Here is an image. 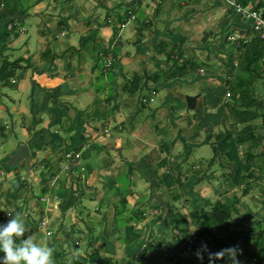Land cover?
<instances>
[{
  "label": "crops",
  "instance_id": "0c3cea01",
  "mask_svg": "<svg viewBox=\"0 0 264 264\" xmlns=\"http://www.w3.org/2000/svg\"><path fill=\"white\" fill-rule=\"evenodd\" d=\"M67 1L70 3L74 0ZM98 1L96 0V3L93 2L90 8L86 4L76 5L73 9L68 5L69 7H64L65 10H63V12L66 10L68 12H64V16L61 19L48 22L49 24L55 22V30L51 31V29H54L53 24H50L48 34L44 33V27L43 31L38 30L36 41L40 46V50L43 48L40 58H37L35 54L32 56L26 54L27 56L20 57L23 61L20 64L18 63V67L15 69V76L10 80L11 87L16 86L18 92H24L27 88L31 90L32 108L30 115L32 118L30 124L24 125L23 129L25 137L27 136L26 140L29 147L38 149L42 153L39 154L38 159L36 157L33 158L34 164L30 178L38 183L41 182L42 186H44L37 199L44 214H51L53 227L49 225L50 218L46 215L40 221L48 220L47 226L45 228L40 227V221L37 222L33 217L35 212L26 207L27 200L19 198V191H16V183H13L12 190L3 193L4 201L6 194L7 196L12 194V197L16 198L15 202L11 201V204L6 205L5 208L17 211L19 216L24 219L26 228V232L23 234L24 237L25 234L38 232V236L33 239L39 238L43 243L47 230H53L54 232L57 227L64 229L66 226H72V230H68L69 227L65 229L66 238H61V243L58 236L53 234L49 245L53 248L54 256L58 258L56 264H63L62 255L64 254L63 250L66 248L65 243L70 242V245L74 246L72 244L74 243L72 242L73 238L77 240L78 236H80L79 233H83L79 222L86 226L87 232H85V236H87L99 220L104 218L109 220L111 218L106 223L104 235L91 234L98 240H100V237L105 238L112 223L116 222L115 231L118 230L120 233H117L118 236L115 240L117 239L122 243L121 238L129 221L119 212V205L124 206L125 211H131V213L135 211L137 214L139 210H145L146 206L156 209L162 207L161 204L156 206L154 203L157 201V198L155 199L154 197L155 189L164 186L161 183L162 177L158 175L159 169L162 168L161 166L168 164V160L165 158L167 156L162 157L160 152L161 146L162 148L166 147V150H168L165 144L161 145L162 141L158 135L157 129L160 122L155 125H148L143 120H137L136 117H132L133 114L127 113L125 108L115 105V102H119L117 97L113 103L114 98L111 97V91L115 90V96H118L117 92L119 90L116 89V86L119 81L117 80L118 77H115L116 75L111 74L104 68V63L111 59V67L114 65L118 72L117 75L120 69H124L119 64L141 69L140 72H133L131 81H127L122 87L124 91H127V87L138 76L140 77V82L144 81L142 85L140 84L138 92L141 91L143 86H148L156 94L158 91L154 86L158 83L153 79L154 73L149 74V71L152 70V67H156L159 69L158 72L156 71L157 73L164 72L165 68L167 70L173 64L175 58H178V60L182 61L179 63L187 67V70H181L178 73L182 77L188 74V76L192 77L195 74L193 77L203 83V86L200 87V93L187 95L180 92L179 85L176 87L177 82L175 80L163 81L159 86L163 90L165 88L168 90V104L175 103L177 106L175 110L186 106L185 96H198L195 104L190 109L196 114L204 111V115H206L215 113L217 109L213 108L214 111H209L210 107L205 104V88L207 86L215 88L221 84L224 85L227 78L228 80L233 79L234 77L228 75V71H226L228 66L232 70L235 68L233 72H237L236 68L240 55L239 41H228L226 36L231 34L229 32H232V34H239L249 41L257 35L259 36L252 28V21L235 13L228 6L226 0H108L104 2L106 5L103 7L101 6L102 2L97 3ZM237 1L243 6H253L264 17V0ZM258 5H261V8H256ZM1 6L2 2H0ZM184 6L188 9L185 12L182 11ZM126 7L141 10L140 16L136 15V13L128 14L127 20H129L130 16L135 18L131 19L136 22L132 26V33L137 35V40L133 42V48L126 46L129 49L127 53L122 48L125 44L120 42L115 31L117 25L126 21L122 17L124 13H121L128 10ZM102 9H105L106 12L105 10L101 11ZM103 12L105 17L108 18L107 22L109 24L105 23L100 16V14H104ZM199 15L205 16L206 31H200V25L193 24V20ZM7 16L9 17L8 13L5 15L0 11V47L5 46V48L7 39L14 37L19 32L17 26L11 28L14 25L10 22L14 19L9 20ZM20 16L24 18L23 12L22 15H19V18H21V24H24L23 18ZM114 24L116 26L111 27ZM212 26L218 27L219 30L221 28L227 30L228 33L224 41L232 44L231 49H225L224 46L221 49H217L214 45L217 43L216 35H210V32H212L210 27ZM62 34L64 35L62 36ZM72 34L80 36L78 44H74ZM22 38L24 39V36ZM129 38H132V36L129 35L125 39ZM59 42L63 43L60 44ZM198 42L200 44H197ZM185 43L188 45H185ZM27 50L28 48L25 52ZM197 53L200 54V58ZM3 55L5 54L0 49V56L3 57ZM212 55L213 57H211ZM187 57L190 58V61L193 60L197 68L194 69L192 65L190 66L187 62ZM217 57L220 59L219 64L222 67L220 74H217L216 66L212 61L217 59ZM4 59L2 58L1 60L4 61ZM7 59L12 61L9 58ZM183 60L186 63H183ZM221 73H224V76ZM124 76L126 77L127 75ZM177 77L179 78L180 76L177 75ZM150 80L155 83L151 85ZM255 87L258 98L264 100V79L259 80ZM228 92L223 98L225 102H229L230 95L229 97L227 96ZM130 97V103L125 101V103L121 102V104L136 106L138 103L135 96L132 94ZM100 98L101 100L98 103ZM113 104L114 107L110 108ZM142 105H145V103ZM142 105L141 107H143ZM225 112H228V110ZM175 114L176 112L172 109L170 113H166V116L175 119L173 118ZM112 121L117 122L115 128L118 134L114 136L113 142L110 140L109 131ZM142 125L146 127L143 128ZM225 125L230 127L229 131L232 133H236L242 127V125L231 124V120H223L220 126L206 129L209 130L206 137L214 134L210 135L214 128L219 129ZM153 127L155 128L153 129ZM219 131L221 134H231V132L222 133V130ZM201 145H203L202 142L190 143L188 152L192 153L193 150L191 149L193 147L196 148ZM211 145V148H214V153L210 163L218 161L234 174L236 168L234 169V167L225 164L226 162L221 157L223 153H217L218 144L214 145L212 143ZM246 145L248 146V144ZM240 148L242 149L243 147ZM103 149L108 154L99 156V152ZM111 149L117 153L110 155L109 151ZM124 151L129 153L128 156L123 154ZM242 151L244 150L242 149ZM67 155L69 157L65 159ZM47 156L48 158L55 156L58 160L61 156L64 157L60 159L62 163L58 162L51 169L46 167L44 170H37L36 163L38 164V160ZM214 156L218 158H214ZM260 157H264V155L259 154L256 161ZM176 164L179 165L178 163ZM22 166L21 164L13 167V169L4 166L3 168L6 172L12 170L19 174ZM200 170L198 169L197 172H200ZM123 173H125L123 176L131 179V182H133L132 176L150 181L151 186L149 187H154V189L153 191L149 189L151 192L149 199H145L144 195L135 198V192L133 188L129 187L128 182L125 187L122 184L123 178L120 180L121 182L119 179H114H117ZM173 173L174 166L170 162V172L165 174H170L173 179H180L178 174L177 177H174ZM154 179H156V182L153 181ZM2 197L0 196V198ZM45 198L49 199L46 200ZM259 205L263 207L264 212V203L263 205L259 203ZM2 206L4 207L3 203ZM107 211L111 213L107 215ZM4 213L5 211L1 210L0 216L5 215ZM204 215L196 216L194 218L195 222L199 224V220H202ZM257 215L261 216L256 218V223L262 222L264 215ZM131 216L133 215L131 214ZM68 217L72 219L71 223H67L66 219ZM7 221L8 219H5V217L4 219L0 218V223H6ZM62 221L63 224L58 226ZM119 221L125 222V225L123 223L120 225ZM89 226L91 227L90 231L88 230ZM136 230L140 235L139 230ZM72 232L74 235H72ZM91 241L89 240L88 242ZM59 245L63 247L62 250H60ZM196 249L189 250V258L199 259L197 255H190L192 251L195 254L197 252ZM97 253L99 252L97 251ZM0 255H3V253L0 252ZM67 257L68 255H66ZM74 259L75 256L73 257Z\"/></svg>",
  "mask_w": 264,
  "mask_h": 264
},
{
  "label": "rangeland",
  "instance_id": "374dc122",
  "mask_svg": "<svg viewBox=\"0 0 264 264\" xmlns=\"http://www.w3.org/2000/svg\"><path fill=\"white\" fill-rule=\"evenodd\" d=\"M99 1L97 3L102 2L101 6L103 7L106 5L104 4V2H107L108 0ZM0 2H2L0 11H2L3 14L6 15L8 11H11L9 17L7 16L9 20L13 18H18L19 15H22L21 12L23 11L24 24H21V22L15 24L19 29L18 35L16 34L14 37L12 36L13 38L9 37L7 39V49L5 48V46L0 47L3 53L8 56L7 58L14 61L20 57H24V55L27 56L26 54H30L29 56L35 54V56L37 55V58H40V53L42 52L43 48L40 50V46L36 41L37 31H43L44 27V33L48 34V28L50 24L54 25V29H51V31L55 30V22L50 24L48 22L61 19V17L64 16V12H68L67 10L63 12L65 8L69 7L68 5H70L72 9L76 7V5L80 6L81 4H86L88 8H90L93 2L96 3V0H74L70 3L67 0H1ZM126 8H128L127 11L121 12L124 13L122 14V17L126 20L124 21V25H126V27H118L117 29V38H119L121 43L125 44V46L122 47L125 53H127V51L129 50L128 47L133 48V42L137 40V35L135 33H132V26H134L136 22L132 21L130 18L129 20H127L128 14L136 13V15H141L140 9L133 7ZM103 10L105 9H102L101 11ZM186 10L188 9L186 8V6H184V8H182V11L185 12ZM13 12L15 13L13 14ZM51 14L53 15L52 17ZM100 16L102 17V19L106 18L105 13L100 14ZM204 17V15H199L193 20L194 25H200V31H206L205 29L207 24L205 22ZM199 18L200 20L198 21ZM210 28L212 29L210 35H216L215 37L217 39V43H215L214 45L217 47V49H221V47L223 46L225 47V49L232 48L231 43L224 41V38L228 33L225 28H221L220 30L218 27L215 26H212ZM229 33L232 34V32ZM203 34L206 35L205 32H203ZM129 35L132 36V38L125 39ZM22 36H24V39L22 38ZM72 39L75 44L79 41L80 36L72 34ZM59 43L61 44L63 42ZM197 44H200V42H198ZM185 45L188 44L185 43ZM27 48L28 50L27 52H25ZM197 56H199L200 58L199 53H197ZM211 57H213V55ZM2 58L6 57L0 56V65L3 62L1 60ZM219 60L220 59L218 57L217 59L212 60L214 62V65L216 66L215 69L217 74H220V69H222V67H220ZM119 66H123L124 69H120L118 75L115 74V77H118L117 80L119 81L118 85L116 86V89H118L119 91L117 92L118 96H115L116 91L111 89V97L114 98L113 103L115 102V98L117 97V101L119 102H115V105L125 108V110H127V113L133 114L132 117H136L137 120L141 119L144 123L148 125H155L157 122H160L158 124L159 128L157 129V131L159 132L158 135L160 140L162 141L161 145L165 144L168 149L166 150V147L162 148L161 146L160 152L162 153V157L167 156L165 158L168 160V164L161 166L162 168L159 169L158 175L159 177L164 178L165 173L170 172L171 162L174 166V177H177L178 174L181 180L174 181L173 185L170 187L161 186L158 187V189H155L154 197L155 199L157 198V201L154 203L156 206H159V204H161V208L156 209L150 206H146L145 210H139V213L143 212L142 216H145V219H142L139 222H132V225H134V227L140 232L138 240L135 241L133 244L126 247L117 239L115 240V238H117L118 236L117 233L119 232L118 230L115 231V227L117 226L116 222H113L110 226L109 230L107 231V237H100V240H98L94 236L104 235L106 223L109 222L111 218H109V220H107V218L99 220L98 223L91 229V233H93L94 235L89 233V235L87 236H85V232H87L86 226H84L82 222H79V225L82 226L81 231H83V233H79L80 236H78L77 240H75L76 238H73L72 242L74 243L72 244H74L75 247L71 246L70 242L65 243L66 248L64 247L65 249L63 250L64 254L62 255V263L75 264L74 261L76 259H79V263H81V259H88L91 254H94L98 251L100 259L110 260L108 264H181V253L183 246L182 237L184 235L182 230L188 228V230L191 231V234L194 235L193 238H195L197 231H199L200 227L202 226V220H199L198 224L195 222L194 218L196 216H203L205 213L210 211L214 203L220 198V193L225 191H227L229 195L234 194V192L237 193V197L241 201L240 207L241 209H244L242 210V218L256 219L261 216H258L257 214L264 215L263 207L259 205V203L262 205L264 203V157H260L257 160L258 162L256 164L258 167L254 168L255 175L254 177L249 178V181L252 184V190L250 191L247 197L241 196L240 192L237 191L236 187L230 188L234 176L228 171V169H226V166L218 161L210 163V160L213 158L214 153V148H211V144H219L222 141V139L219 140L217 137L218 134L221 135L219 130H222V133H229L231 132L229 131L230 127L225 125L223 126L224 128L222 126V128L219 129L214 128L210 135L213 133L214 134L210 137H206L208 135L209 130L200 128L198 122V114L193 112L192 109H188L187 105L185 107L175 110V108H177L175 103L168 104L167 99H169V94L166 88L163 90L161 86H154L157 88L158 91L156 94H154L150 90V88H148V86H141V91L136 93H132L128 89L127 91H124L122 87L126 84L127 81H131V76L133 75V72H140L141 69H136L132 66L126 67V65L121 64H119ZM147 67L149 68L150 66ZM158 70L159 69H157L156 67H152V70L149 71V74H153ZM221 74L224 76V73ZM124 75H127L128 77H125ZM188 75L179 78L177 77L175 79V82H177L176 87L179 85V91L187 95L200 93V87L203 86V83L193 77L195 76V74H193L192 77ZM163 80L164 78L161 77V79L159 80L161 81L160 83H162ZM143 82L144 81L140 82L141 85ZM150 83H152L151 85H153L155 82L153 83L152 80H150ZM128 87L129 89L132 88L131 85H129ZM130 93L135 96L136 102L139 105L136 104V106H131L129 104L125 106L121 104V102L125 103V101L128 103L131 102L130 95L132 94ZM101 98L98 99V103L100 102ZM141 102L145 103V105H142L143 103ZM141 105L143 107H141ZM113 107L114 104L110 108ZM31 108V90L29 88H27L24 92H18L16 86L11 87L0 85V129L2 127L5 130V137L0 133V196H3L2 198H0V208H3L0 209V211H5L4 216L5 219L8 220L11 217L8 215L7 208H5V206H2V203H4L3 193L13 189L12 182L16 181L18 177L16 173L12 170L6 172L3 168V166L10 167L8 166V160L7 158H5V154L12 151L14 148H16L17 144L26 139L27 136L25 137L23 126H27L28 124H30L32 118V116L30 115ZM172 109H174V111L176 112L175 117H173L175 119H171L170 117L166 116V113H170ZM209 111H214L213 107H210ZM112 125L110 126L111 128L109 131L110 140L113 142L114 136L118 135L117 129L115 128L117 122L112 121ZM142 127L145 128L146 126L142 125ZM154 128L155 127H153V129ZM201 142L203 145L196 148L193 147L191 149L193 150L192 153L188 152L190 143ZM115 153L117 152L113 149L109 151L110 155H114ZM186 153L187 155H185ZM107 154L108 153L104 149L99 152V156ZM123 154L128 156L129 153L124 151ZM41 159H39L38 161L40 162ZM39 162L38 168H36L37 170L41 169V167L39 166ZM50 162L51 158H48L46 161H44V163L46 164H50ZM176 163H178L179 165H177ZM198 169H201L200 172H197ZM124 174L125 173L121 174L120 177L118 176L117 179H114H119L120 181L123 178L122 184L125 185V187L127 186L128 182L129 187L131 189L133 188V191L135 192V198H139L144 195L145 199H149L151 195L150 190L153 191L154 189V187H149L151 186L150 181L132 176L131 178L133 182H131V179H128L127 177L123 176ZM228 179H230V181H228ZM29 181L31 188L27 185L26 186L28 188L21 187L19 191V198L27 200L26 207L32 209V212H35V215H33V217L36 219L37 222L40 221L41 218H44V216L46 215L48 218H50L49 225L53 227L51 214H44V211L41 209V205L37 199V196L41 193V190L44 186H42L41 182L38 183L32 178H30ZM153 181L156 182V179H154ZM16 183H21V180L18 179ZM174 189L177 190L180 194V200L175 201L172 198L171 193ZM158 197H160L161 200H159ZM119 206V212L123 215V217H125L127 221L130 220L129 218L131 217V214L134 217L137 216V212L132 211L131 213V211H125L124 206ZM110 213L107 211V215ZM42 221L43 220H41L40 223ZM66 221L67 223H71L72 219L68 217ZM119 222L120 225L121 223L125 225V222ZM62 224L63 221L58 226H61ZM67 227H69L68 230H72V226H66L64 229H59L57 227L55 228L54 232L53 230H48L47 232H50V234L45 233L43 240L44 244L50 246L49 244L51 242L53 234L58 236L59 242L61 243L60 239L66 238L65 229ZM90 228L91 227L89 226V231ZM29 234L30 233H28L27 235L25 234V237H27ZM31 235L33 238H35L36 236H38V232H35ZM72 235H74L73 232ZM34 240L38 241L39 238ZM89 240L92 241L88 242ZM38 242H41V240H39ZM162 242H164V245L161 244ZM203 242L204 239H202L198 243V248L196 249V251L201 249ZM191 244L192 241L188 244V257L189 250L193 249L191 247ZM59 246L60 250H62L63 247L61 245ZM152 247L155 248V250H153ZM66 255H68L67 258ZM76 255H78V258H75L73 260V257ZM190 255L194 256L196 255V252L194 254V251H192L190 252ZM53 258L56 264V260L58 258L54 255Z\"/></svg>",
  "mask_w": 264,
  "mask_h": 264
},
{
  "label": "trees",
  "instance_id": "16d2710c",
  "mask_svg": "<svg viewBox=\"0 0 264 264\" xmlns=\"http://www.w3.org/2000/svg\"><path fill=\"white\" fill-rule=\"evenodd\" d=\"M256 8H261V5H258ZM10 13L11 11H8V15ZM133 17L130 16L129 18L135 19ZM13 19L10 23L14 24V26L11 28H14L21 18ZM107 19L105 18L103 21L108 23ZM124 24L121 22L117 25V28H115L116 33L118 27L124 28ZM115 26L114 24L111 27ZM18 33L16 34L18 35ZM239 47L240 55L236 68L237 72H233L235 68L232 70L230 66L226 68L228 75H232L234 78L231 80L227 78L224 85L221 84L215 88L207 86L205 88V104L217 109L216 112L204 115V111H200L198 112V117L202 129L220 126L223 120H231V124L233 125H242L236 133L231 132V134H221L218 136V139H222V141L217 146V153H223L221 157L226 162L225 164L236 168L234 174L231 173V170L229 171L234 176L230 188L236 187L241 196L247 197L252 190L249 178L254 177V168L258 167L256 159L259 157V154L264 155V137L260 135V128H264V100L258 98L255 87V84L259 80L264 79V39L257 35L250 41L246 39L245 42L240 41ZM181 54L183 55V53ZM3 57L6 58L2 65H0V85L11 86L10 80L15 76V69L23 59L18 58L17 61L12 62L8 61V56L3 55ZM186 59L190 66L192 65L194 69L197 68L193 60L190 61L189 57ZM179 62L182 61L175 58L173 64L167 70L154 73L153 79L158 83L156 86L161 84V81H159L161 77L164 78L163 81H173L177 78V75L182 77L178 71L187 70V67ZM183 63H186V61L183 60ZM107 70L114 75L118 73L114 65L110 69L107 68ZM139 79L140 77L138 76L136 79H133L131 89L127 87L130 92H138L141 84ZM227 91H229L230 95V97L228 96L229 102H225L223 99ZM227 110L229 113L225 112ZM4 132L5 130L1 127L0 133L5 137ZM240 147H243L244 151ZM214 158L218 157L214 156ZM161 179V183L168 187L172 186L174 181L181 180L173 179L170 174H165L164 178ZM16 185V191H20L21 187L27 188V184L23 181L20 184L16 183ZM171 194L175 201L180 200L181 196L175 189ZM11 201L15 202L16 198L12 197V194L11 196H7L6 194L4 206L10 205ZM240 204L241 201L237 197L236 192L232 195H229L227 191L222 192L211 210L205 213L202 218V226L197 231L195 238H193L194 235L191 234L188 228L182 230L184 234L182 237V253H185L186 257H182L181 264H207V251H204L202 247L203 261L188 257V244L192 241L191 247L198 248V243L202 239H204L203 244L207 243L208 249L211 251H218L233 245L238 246L239 249H242V252L239 254L241 264H264V220L256 223L257 220L255 218H242V210L244 209H241ZM142 215L143 212H140L136 217L131 216L129 218V224L125 226L124 234L121 238L124 245H130L138 240L140 235L134 225L130 223L145 219V216ZM2 216L0 218L4 219L5 216ZM161 244L164 245V242ZM152 249L155 250L153 247ZM75 258H78V256H75ZM81 260L82 264H108L110 262L109 259H100L97 252L90 255L88 259L83 258ZM79 262V259L75 260V264H81ZM217 264H226L225 259L218 258Z\"/></svg>",
  "mask_w": 264,
  "mask_h": 264
},
{
  "label": "clouds",
  "instance_id": "9594fccd",
  "mask_svg": "<svg viewBox=\"0 0 264 264\" xmlns=\"http://www.w3.org/2000/svg\"><path fill=\"white\" fill-rule=\"evenodd\" d=\"M229 35L234 34H228L227 36ZM62 157L64 156L59 158V162H61ZM67 157L69 156L67 155ZM7 211L11 218L6 223H0V252L3 253V255H0V264H55L53 248L34 240L31 234L24 237L23 234L26 232L24 219L15 210L7 209ZM43 221L46 224L42 226L40 223V227L45 228L48 220ZM202 248L207 251V264H217L218 258H224L226 264H241L239 254L242 249H239L236 245L218 251H211L208 249L207 243H204ZM196 255L201 261L204 260L202 251L197 250Z\"/></svg>",
  "mask_w": 264,
  "mask_h": 264
},
{
  "label": "water",
  "instance_id": "95a60500",
  "mask_svg": "<svg viewBox=\"0 0 264 264\" xmlns=\"http://www.w3.org/2000/svg\"><path fill=\"white\" fill-rule=\"evenodd\" d=\"M184 99H185L186 105L188 106V109H190L195 104L196 100L198 99V96H185ZM260 135L264 137L263 128L260 129ZM26 139L24 141H21L19 144H17L16 148H14L12 151H10L9 153H6L5 158H7L8 160V166L12 168L15 166H20L21 164L23 165L21 167V172L16 175L19 180L23 181L24 183L27 184L28 187H30L29 180H30V175L32 171V166H33V158L34 157L37 158V156L42 152L38 149L29 147ZM47 159H48V156L42 157V159L40 160L39 166L41 167V169H44L46 167L51 169L53 166H55L59 162V160L55 156H53L51 157L50 164H46L44 163V161H46ZM36 168H38V164H36ZM17 180L15 181V183L17 182ZM158 198L161 200L160 197Z\"/></svg>",
  "mask_w": 264,
  "mask_h": 264
},
{
  "label": "built area",
  "instance_id": "2783aa9c",
  "mask_svg": "<svg viewBox=\"0 0 264 264\" xmlns=\"http://www.w3.org/2000/svg\"><path fill=\"white\" fill-rule=\"evenodd\" d=\"M228 6L237 14H240L244 17L249 18L252 21V28L253 30L259 34V36L264 39V17L261 15V13L255 9L253 6H243L242 4L238 3L237 0H226ZM134 18V17H133ZM64 35V34H62ZM227 40L229 41H243L245 42L244 38L240 36L239 34H234L232 36H227ZM111 59H108L104 63V68H111ZM229 96V94H227ZM48 200L49 198H45ZM46 222L42 221L41 225L45 226ZM50 234V232H46V234ZM181 256H185V253H182Z\"/></svg>",
  "mask_w": 264,
  "mask_h": 264
}]
</instances>
